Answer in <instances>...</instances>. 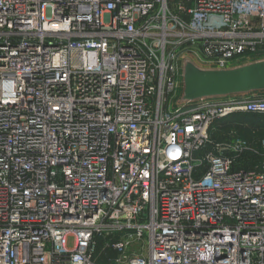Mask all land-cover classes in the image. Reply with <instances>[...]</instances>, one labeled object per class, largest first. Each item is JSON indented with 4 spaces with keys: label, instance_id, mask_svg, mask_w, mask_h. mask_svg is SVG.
I'll list each match as a JSON object with an SVG mask.
<instances>
[{
    "label": "built area",
    "instance_id": "obj_1",
    "mask_svg": "<svg viewBox=\"0 0 264 264\" xmlns=\"http://www.w3.org/2000/svg\"><path fill=\"white\" fill-rule=\"evenodd\" d=\"M263 42L264 0H0V264H264V138L209 136L264 98L171 107Z\"/></svg>",
    "mask_w": 264,
    "mask_h": 264
},
{
    "label": "water",
    "instance_id": "obj_2",
    "mask_svg": "<svg viewBox=\"0 0 264 264\" xmlns=\"http://www.w3.org/2000/svg\"><path fill=\"white\" fill-rule=\"evenodd\" d=\"M258 92H264V70L260 67L242 63L231 69H205L196 67L190 56L182 58L178 106Z\"/></svg>",
    "mask_w": 264,
    "mask_h": 264
},
{
    "label": "rangeland",
    "instance_id": "obj_3",
    "mask_svg": "<svg viewBox=\"0 0 264 264\" xmlns=\"http://www.w3.org/2000/svg\"><path fill=\"white\" fill-rule=\"evenodd\" d=\"M264 46V42L262 43V45L257 49V51L255 52H248L246 54L243 55H237L235 57H233V59L229 60L227 64H225L226 68H232L235 65L238 64H242V63H250L251 66L253 67H260L264 70V52H260L259 50H262V47ZM184 56H190L196 67L199 68H205V69H209V68H213V69H217L219 66L216 61H214L211 58H206L204 57L202 54L198 53V55L195 54H185L183 56L180 57L179 59V67L182 63V58ZM264 93V92H263ZM179 91L178 94L176 96V98L174 99V102L171 104L172 108H179V107H190V106H194V104H189L188 106H178L177 105V101L180 98L179 95ZM264 98V97H262ZM230 98H226V99H222V100H228ZM261 117L263 118H255V121H258V124L253 127L252 124L250 123H254V121H252L250 116L247 115H242L240 117L234 118V120H228V119H224V120H219L216 121L215 123H213V125L211 126L210 130H209V136L212 142L214 143H221V142H229L233 136V134L238 135L239 137H241L239 134V130L237 127H239V124L242 123L241 121H244V123L242 124V129L243 130H247L250 132H254L257 133L258 131H263V127H264V115H262ZM259 134V133H258ZM242 139L252 142V146L253 148L259 152V147H258V141H260V137H255L254 139L249 140L247 138H243ZM254 153V152H245L242 155L238 156V158L244 159L245 161H249L248 163H253L258 161L259 157H258V153ZM236 155H238V153H236ZM250 165V164H249ZM146 244V243H145ZM144 245V244H143ZM69 246H71V240L69 241Z\"/></svg>",
    "mask_w": 264,
    "mask_h": 264
},
{
    "label": "trees",
    "instance_id": "obj_4",
    "mask_svg": "<svg viewBox=\"0 0 264 264\" xmlns=\"http://www.w3.org/2000/svg\"><path fill=\"white\" fill-rule=\"evenodd\" d=\"M247 116H250L251 117V119H252V121H254V123H250V124H252L253 125V127H255L257 124H258V121H255L256 119L255 118H258V119H260V118H263V117H261V116H256V115H247ZM255 117V118H254ZM260 117V118H259ZM228 120H234V118H227ZM242 123H240L239 124V127H237L238 128V132L240 133L239 135L241 136V137H243V138H247V139H249V140H251L252 141V139H254L255 137H260V138H264V127H263V131H258L257 133H254V132H250V131H247V130H243L242 129V124L244 123V121H241ZM259 133V134H258ZM246 163H248L249 161H245ZM244 162V163H245Z\"/></svg>",
    "mask_w": 264,
    "mask_h": 264
},
{
    "label": "crops",
    "instance_id": "obj_5",
    "mask_svg": "<svg viewBox=\"0 0 264 264\" xmlns=\"http://www.w3.org/2000/svg\"><path fill=\"white\" fill-rule=\"evenodd\" d=\"M260 52H264V46L262 47V50H259ZM264 97L263 92H258V93H251L248 95H236V96H231L229 97L230 99H256V98H262Z\"/></svg>",
    "mask_w": 264,
    "mask_h": 264
}]
</instances>
